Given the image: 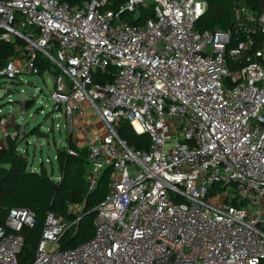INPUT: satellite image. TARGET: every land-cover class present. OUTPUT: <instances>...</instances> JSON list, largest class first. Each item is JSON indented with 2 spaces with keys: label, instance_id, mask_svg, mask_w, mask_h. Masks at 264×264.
Instances as JSON below:
<instances>
[{
  "label": "built area",
  "instance_id": "built-area-1",
  "mask_svg": "<svg viewBox=\"0 0 264 264\" xmlns=\"http://www.w3.org/2000/svg\"><path fill=\"white\" fill-rule=\"evenodd\" d=\"M149 1L154 18L137 24ZM229 1L234 27L202 32L208 0H126L120 12L109 0H0V43L12 46L0 78L22 83L51 62L69 136L87 109L104 126L86 144L89 192L112 168L93 239L61 250L67 224L49 213L30 264H264V0ZM13 119L0 109V127ZM123 120L148 150L119 137ZM35 221L9 212L0 264H20Z\"/></svg>",
  "mask_w": 264,
  "mask_h": 264
},
{
  "label": "trees",
  "instance_id": "trees-1",
  "mask_svg": "<svg viewBox=\"0 0 264 264\" xmlns=\"http://www.w3.org/2000/svg\"><path fill=\"white\" fill-rule=\"evenodd\" d=\"M108 7L117 12L126 0H109ZM206 12L197 20L198 31L216 28L232 29L234 19L232 5L229 0H208ZM262 4V0H255ZM137 24H144L154 18V5L149 1L147 7L140 10ZM247 51L246 54H252ZM12 54V46L0 43V65L3 66ZM53 64L48 61L41 63V72L53 71ZM54 69V68H53ZM107 73H98L95 81L102 82ZM33 101L26 100L27 109ZM26 109V110H27ZM32 135L47 133L40 131V126L31 130ZM119 137L135 150H148L150 137L147 133L137 134L131 124L123 120L118 128ZM69 136L67 145L57 149L56 159L60 171L59 180H55L46 170L41 161L40 171L29 168V161L20 153L17 137H8L7 146L0 151V226L12 209H29L35 214L33 227H25L22 231L24 245L19 253L20 264H30L35 258L36 250L42 238L44 225L49 213L67 224L59 239L61 250L75 248L93 239L97 207L109 193L112 168H106L97 184L89 192L86 180L89 147H78ZM79 209L74 213L72 209ZM79 219V220H78ZM78 220L77 223H74Z\"/></svg>",
  "mask_w": 264,
  "mask_h": 264
},
{
  "label": "rangeland",
  "instance_id": "rangeland-1",
  "mask_svg": "<svg viewBox=\"0 0 264 264\" xmlns=\"http://www.w3.org/2000/svg\"><path fill=\"white\" fill-rule=\"evenodd\" d=\"M20 79L22 83L0 78V109L2 113L14 118L5 128L12 130V134L18 138V149L27 157L29 168L40 171L43 161L47 172L55 180H59L57 149L67 145L69 133L65 127L66 118H55L60 110L53 109L54 102L50 95L54 88V78L46 71L41 75H24ZM26 100L33 103L28 109L26 106L27 110L23 114V102ZM52 117L55 118L54 121ZM57 124L60 128L56 127ZM53 125L54 130H50ZM38 126L41 132L47 134L32 135L31 130ZM100 128H104L102 122ZM72 211L77 213L79 209L73 208ZM47 249L52 250V245L48 244Z\"/></svg>",
  "mask_w": 264,
  "mask_h": 264
},
{
  "label": "crops",
  "instance_id": "crops-1",
  "mask_svg": "<svg viewBox=\"0 0 264 264\" xmlns=\"http://www.w3.org/2000/svg\"><path fill=\"white\" fill-rule=\"evenodd\" d=\"M75 123V130L70 138L78 147L88 144L95 132L103 131V128H100L101 122L99 117L90 109H87V112L78 118ZM12 133V130H9V128L0 127V144L3 148L7 146L8 135H12ZM17 134L16 132L15 135ZM68 139L67 137V141Z\"/></svg>",
  "mask_w": 264,
  "mask_h": 264
},
{
  "label": "water",
  "instance_id": "water-1",
  "mask_svg": "<svg viewBox=\"0 0 264 264\" xmlns=\"http://www.w3.org/2000/svg\"><path fill=\"white\" fill-rule=\"evenodd\" d=\"M25 111H26V101L23 102L22 113L24 114Z\"/></svg>",
  "mask_w": 264,
  "mask_h": 264
}]
</instances>
